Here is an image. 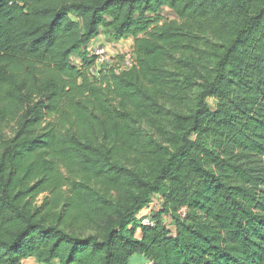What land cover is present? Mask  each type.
<instances>
[{
    "label": "trees",
    "instance_id": "trees-1",
    "mask_svg": "<svg viewBox=\"0 0 264 264\" xmlns=\"http://www.w3.org/2000/svg\"><path fill=\"white\" fill-rule=\"evenodd\" d=\"M134 255L264 264V0H0V264Z\"/></svg>",
    "mask_w": 264,
    "mask_h": 264
},
{
    "label": "rangeland",
    "instance_id": "rangeland-1",
    "mask_svg": "<svg viewBox=\"0 0 264 264\" xmlns=\"http://www.w3.org/2000/svg\"><path fill=\"white\" fill-rule=\"evenodd\" d=\"M160 14H161V17H162V19L160 21H162L164 19L165 20H174V19H177V16L175 14L171 13V10H169L168 8H163L161 10ZM100 34H102V41L104 43H106V46H108V43L112 47L115 46V44L112 43V41H110L109 35L107 33H105L103 30H100ZM131 42L132 41L130 39H128V40H124V42L118 44L117 45L118 48H116V50L114 51V53L108 55L109 56V60H110V56H112L113 54L117 55L119 53V54L125 55L127 53V51L131 48V46H130ZM109 62L111 64H115L117 62V60L114 59L113 62H111V61H109ZM73 64H78V57L77 56H73ZM207 102L210 105L211 109H214L215 108L216 100L214 98H208L207 99ZM153 199L155 200L154 201L155 204H157V205L160 204V202H159L160 200H158L156 197H154ZM143 260L144 259H143L142 256H140V255H134L131 258H129L128 264H151V263L145 262ZM53 264H56V262H54Z\"/></svg>",
    "mask_w": 264,
    "mask_h": 264
},
{
    "label": "built area",
    "instance_id": "built-area-1",
    "mask_svg": "<svg viewBox=\"0 0 264 264\" xmlns=\"http://www.w3.org/2000/svg\"><path fill=\"white\" fill-rule=\"evenodd\" d=\"M88 54L92 56L95 60V63L101 64V63H106V62H113L110 56L109 60V50L105 44L102 43H90L88 44ZM133 49L130 48L125 55H123V60L119 66V70L121 69H130L134 64L135 60L133 57ZM109 60V61H108ZM116 64V63H115ZM179 213L181 214L182 217L185 216V208H181L179 210ZM142 225H153L154 220L151 217L144 216L141 220Z\"/></svg>",
    "mask_w": 264,
    "mask_h": 264
},
{
    "label": "crops",
    "instance_id": "crops-1",
    "mask_svg": "<svg viewBox=\"0 0 264 264\" xmlns=\"http://www.w3.org/2000/svg\"><path fill=\"white\" fill-rule=\"evenodd\" d=\"M92 44L93 43H103V44H106V43H104L103 41H102V34H100V32H99V35H97L93 40H91L90 41ZM130 42V41H129ZM122 43V42H121ZM119 43H117V44H115V46L114 47H112L111 45H109V43H108V46H110V48H109V53L110 54H112V53H114V51L116 50V48H118V45ZM56 262V261H55ZM25 264H37L34 260H32V259H28V260H26L25 261ZM56 264H58L57 262H56Z\"/></svg>",
    "mask_w": 264,
    "mask_h": 264
},
{
    "label": "clouds",
    "instance_id": "clouds-1",
    "mask_svg": "<svg viewBox=\"0 0 264 264\" xmlns=\"http://www.w3.org/2000/svg\"><path fill=\"white\" fill-rule=\"evenodd\" d=\"M103 44V43H102Z\"/></svg>",
    "mask_w": 264,
    "mask_h": 264
}]
</instances>
